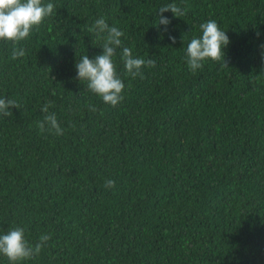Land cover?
<instances>
[{"label": "trees", "instance_id": "16d2710c", "mask_svg": "<svg viewBox=\"0 0 264 264\" xmlns=\"http://www.w3.org/2000/svg\"><path fill=\"white\" fill-rule=\"evenodd\" d=\"M43 3L56 12L27 39L0 40V98L20 105L0 116V234L51 237L20 264H264V0ZM171 3L186 14L157 24ZM100 17L156 62L132 78L117 48L116 106L76 79L103 51ZM208 20L230 39L228 67L192 71L187 44ZM48 101L62 135L37 127Z\"/></svg>", "mask_w": 264, "mask_h": 264}, {"label": "clouds", "instance_id": "9594fccd", "mask_svg": "<svg viewBox=\"0 0 264 264\" xmlns=\"http://www.w3.org/2000/svg\"><path fill=\"white\" fill-rule=\"evenodd\" d=\"M171 11L174 17H181L186 14L185 10L175 3L167 4L158 11V23L167 26L171 21L161 14ZM56 12L54 4H44L43 0H0V40L12 41L14 44L29 37L34 26L40 25L46 17ZM201 35L191 38L186 48V62L190 70L195 71L203 67L207 59L221 62L222 66L228 67L225 60L224 49L229 45L230 39L226 31L221 30L215 20H208L200 24ZM166 30V27H165ZM90 32H95L98 36L107 33L104 43L100 47L102 53L95 55L91 59L88 55H83L76 61V79L88 81V89L100 96L103 102L116 106L122 99L121 95L125 85L116 71L114 57L117 48H122L120 53L124 63L126 74L132 78L142 76L141 69L144 66L155 67L154 59H143L136 57L132 49L122 46L121 37L124 33L115 26H109L105 18H98L94 25L89 28ZM257 36L259 33L257 32ZM172 43L175 38L169 36ZM264 47V46H262ZM23 48L12 49V59L23 57ZM20 105L12 99L0 98V116L10 117L11 108L19 109ZM51 101L43 104L41 111L46 115L44 120L38 122L37 127L40 131L45 130V125L49 130H54L55 134L62 135V129L57 121L55 113L48 114ZM95 111V108H92ZM115 181H106L105 187L112 188ZM48 234L41 235L35 244L29 243L25 238V229L16 227L0 234V254L7 257L9 264H20L21 261L33 259L39 255L42 248L50 240Z\"/></svg>", "mask_w": 264, "mask_h": 264}]
</instances>
